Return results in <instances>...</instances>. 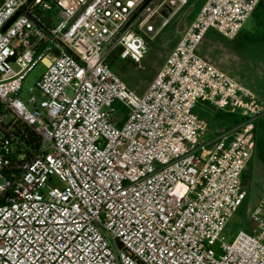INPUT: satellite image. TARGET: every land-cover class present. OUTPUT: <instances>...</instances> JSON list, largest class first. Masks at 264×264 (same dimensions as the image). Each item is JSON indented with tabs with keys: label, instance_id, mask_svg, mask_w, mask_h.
Instances as JSON below:
<instances>
[{
	"label": "built area",
	"instance_id": "2783aa9c",
	"mask_svg": "<svg viewBox=\"0 0 264 264\" xmlns=\"http://www.w3.org/2000/svg\"><path fill=\"white\" fill-rule=\"evenodd\" d=\"M190 2L0 0V264H264V193L252 231L223 235L248 196L264 107L198 53L210 28L235 38L260 0H205L142 94L111 65L141 66L146 36ZM39 62L42 97L25 102ZM200 99L240 122L205 137Z\"/></svg>",
	"mask_w": 264,
	"mask_h": 264
},
{
	"label": "rangeland",
	"instance_id": "374dc122",
	"mask_svg": "<svg viewBox=\"0 0 264 264\" xmlns=\"http://www.w3.org/2000/svg\"><path fill=\"white\" fill-rule=\"evenodd\" d=\"M204 1L191 0L190 5H194V10L187 20L201 8ZM185 10L182 11L181 15ZM178 20L179 17L173 19L154 38L146 36L148 51L142 60L141 66L130 59L115 58L111 60L113 69L126 82L128 87L136 93L142 94L147 89L169 51L179 39L181 33L177 30ZM156 24L158 26L161 24L160 18L156 20ZM219 41L223 47L217 49H214L208 41H203L198 53L201 56L208 55L215 59L221 69L250 87L264 107V31L255 36H250L245 30H242L238 38L229 39L219 36ZM45 70V63L39 62L23 81L21 97L25 102L32 95H35L39 100L41 99L42 95L36 87V83ZM114 107L116 116L119 118L117 124H121L130 112L120 102H115ZM194 111L207 122L208 128L203 134L207 138L217 131L235 126L236 118L240 115L237 107H217L204 99L199 100ZM255 123L256 137L264 145V114ZM244 188L248 196L232 216L223 232V235L229 240L240 229H245L248 232L252 231L254 223L251 212L264 193V162L261 166L256 163L255 169L250 170L248 176L245 175Z\"/></svg>",
	"mask_w": 264,
	"mask_h": 264
},
{
	"label": "crops",
	"instance_id": "0c3cea01",
	"mask_svg": "<svg viewBox=\"0 0 264 264\" xmlns=\"http://www.w3.org/2000/svg\"><path fill=\"white\" fill-rule=\"evenodd\" d=\"M196 12L192 15V17L190 19H192L194 17V15L196 14ZM242 30H245L247 32V34L250 35V36H255L256 34L262 33L264 31V0H260V2L257 4L256 8L253 10V12L250 14V16L248 17V19L244 23V26L241 28V30L236 35V38H238V36L242 32ZM218 35L224 37L222 34H220L214 28H210L208 30V32H207V34H206V36H205V38H204L203 41H208V43H210L214 47V49L221 48L223 46H222V44L219 41V36ZM202 43H201V45H202ZM203 57L206 58V59H208L210 62H212L213 64H215L216 66L219 67V65H218V63L216 62L215 59L211 58L208 55L203 56ZM221 70H223V69H221ZM224 72H226V71H224ZM227 74H229V73H227ZM230 76H232V75H230ZM236 80L238 82H240L238 79H236ZM198 103H199V100H198L197 104ZM263 162H264V145L256 137V148H255L254 154L252 156V159L250 160V162H249V164L247 166V169L245 171V175L248 176L250 174V170L253 171L255 169L256 163H258L259 166H261Z\"/></svg>",
	"mask_w": 264,
	"mask_h": 264
},
{
	"label": "water",
	"instance_id": "95a60500",
	"mask_svg": "<svg viewBox=\"0 0 264 264\" xmlns=\"http://www.w3.org/2000/svg\"><path fill=\"white\" fill-rule=\"evenodd\" d=\"M194 10V5H189L185 12L179 17L178 23H177V30L179 33H182L185 25L187 23V18L188 16L192 13ZM18 13H16L14 16L10 18V20L3 26L2 31H5L7 27L15 20L17 17Z\"/></svg>",
	"mask_w": 264,
	"mask_h": 264
},
{
	"label": "trees",
	"instance_id": "16d2710c",
	"mask_svg": "<svg viewBox=\"0 0 264 264\" xmlns=\"http://www.w3.org/2000/svg\"><path fill=\"white\" fill-rule=\"evenodd\" d=\"M240 120H241V117L239 115L236 118L235 125L238 124ZM25 131L27 132V137L25 138V145L28 147L30 151H35L40 144V137L29 128H25ZM244 177H245V174H244Z\"/></svg>",
	"mask_w": 264,
	"mask_h": 264
}]
</instances>
